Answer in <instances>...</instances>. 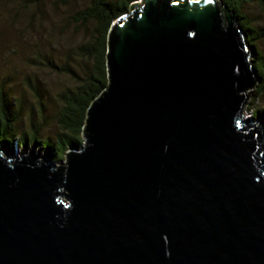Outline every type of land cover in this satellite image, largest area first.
Here are the masks:
<instances>
[{"label": "water", "instance_id": "obj_1", "mask_svg": "<svg viewBox=\"0 0 264 264\" xmlns=\"http://www.w3.org/2000/svg\"><path fill=\"white\" fill-rule=\"evenodd\" d=\"M251 61L219 0L132 4L65 166L0 149V264H264Z\"/></svg>", "mask_w": 264, "mask_h": 264}, {"label": "trees", "instance_id": "obj_2", "mask_svg": "<svg viewBox=\"0 0 264 264\" xmlns=\"http://www.w3.org/2000/svg\"><path fill=\"white\" fill-rule=\"evenodd\" d=\"M31 5L42 9L48 3L62 2L68 5V0H29ZM139 0H87L84 7L74 11L69 16V23L74 32L80 36L73 46H67L63 52V63L55 59H45L41 53H36L38 64L68 77L72 87L59 92L56 100L60 105L55 118L57 132L55 141L41 140L40 131L46 126L42 114L36 117L31 112L28 117L29 132L19 135L15 124L20 119L23 106L16 104L12 97L0 89V146L8 152H14L17 147L32 145L48 153L53 162L61 159L67 151L80 148L84 143L83 130L87 112L91 104L97 100L108 87L107 49L109 32L116 20L127 15L132 4ZM222 6L233 11L237 25L246 36V42L251 51L253 68L257 74L259 85L254 90L256 98L264 95V56L258 49V44L264 41V28L254 25L245 8L253 5L264 13V0H219ZM35 61V60H34ZM36 64V62H34ZM27 86L32 89L38 100L42 101L41 92L28 80ZM13 107L17 108L13 111ZM43 106L41 105V109ZM41 111V110H40ZM45 108L42 109V112ZM252 117L261 120L264 126V110L255 109ZM40 120L41 123L36 121Z\"/></svg>", "mask_w": 264, "mask_h": 264}, {"label": "rangeland", "instance_id": "obj_3", "mask_svg": "<svg viewBox=\"0 0 264 264\" xmlns=\"http://www.w3.org/2000/svg\"><path fill=\"white\" fill-rule=\"evenodd\" d=\"M67 2L68 5L51 2L44 8L37 9L29 0H0V89L3 88L16 104L21 103L23 106L22 115L15 124V131L19 137L22 132H29L28 117L31 112H35L36 117L42 114L46 122L39 138L43 141L50 140L52 143L55 141L58 131L55 118L60 108L56 96L73 84L68 77L38 64L35 54L41 53L43 56L41 58L46 60L53 58L57 63L62 64L66 47L73 46L79 41L80 36L70 25L69 16L84 7L87 0ZM245 13L254 21V25L264 28V13H261L257 7L248 5ZM258 49L264 56V41L258 44ZM27 80L41 92V102L34 91L27 86ZM254 90L248 92L249 100L245 117H251L255 109L264 110V95L256 98ZM41 105L45 108L44 112ZM12 109L16 111L17 108ZM256 121L262 125L261 120ZM36 122L41 123L40 120ZM0 149L12 158L14 156L20 158L21 155L34 152L36 155L39 154L40 159L50 160L48 153L32 145L17 147L11 153L6 151L4 146ZM66 155L60 160L57 159L55 163L64 165Z\"/></svg>", "mask_w": 264, "mask_h": 264}]
</instances>
